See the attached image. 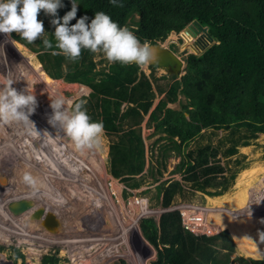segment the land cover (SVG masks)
<instances>
[{
    "label": "rangeland",
    "instance_id": "rangeland-1",
    "mask_svg": "<svg viewBox=\"0 0 264 264\" xmlns=\"http://www.w3.org/2000/svg\"><path fill=\"white\" fill-rule=\"evenodd\" d=\"M139 19L140 17L135 15L128 23L127 28L134 34L133 30L137 28L135 23ZM38 20L43 21L45 33L48 34L42 39L50 38L51 16L39 13ZM193 28L197 27L190 25L179 34L173 32L165 41L148 43L159 51L182 35L185 49L189 52L185 58L190 53L200 56L213 45V41L207 39L206 45L196 44V40L187 33ZM198 30L202 35L205 34L202 29ZM13 34L18 35L0 33V88L4 87L7 78L11 77L16 81L12 87L17 92L27 90L35 95L37 107L30 119L41 136L36 134L32 126L26 128L16 123L0 121V264H41L42 258L48 254H56L60 259L59 264H153L158 251L144 239L140 229L141 220L153 218L159 224L164 213L183 204L203 213L211 227L215 218L206 214L216 215L219 219H226L231 215L249 219V214L256 218L259 216L261 222L258 223V230L248 231L245 236L233 235L229 226L223 229L214 226L212 228L219 233L228 230L233 238L236 250L230 255L229 264H240L241 260L246 261V264L255 259L264 260V253H249L245 246V241L249 240L248 245L257 243L258 248L264 250V133H259L256 139L251 140L249 146H239L237 154L225 157L224 152L231 147L230 130H207L202 132V137L192 140L188 147L183 146L182 151L173 147L169 149L165 156L166 168L163 169L157 164L160 158L154 160L155 157L152 158L150 153L155 147L159 148L161 143L164 146L169 142L166 135L154 132L149 124L146 125L145 134L141 128L147 158L154 160L152 177L147 174L146 181H152L153 178L160 179L159 183L169 181L167 184L174 180L181 181L182 174L175 170L180 167L181 160H186L185 153L211 145L220 151L213 163L223 167L225 172L216 179L221 185L209 187L207 191H221L223 183L230 185L227 191L213 197L194 192L190 185H187L185 195L178 197L169 208H164L161 201L156 199L159 183L136 190L139 192L148 187L150 189L147 193L135 196L136 193L129 194L122 182L112 179L108 174L106 154L108 155L111 145L118 143L121 134L109 136L103 133L101 148L81 152L75 149L74 144L62 131L48 124V116L52 111L51 98L64 94L69 99L67 107L71 109L78 101L86 102L89 96L85 97V88L80 84L48 77L38 53L33 52L34 48H39V38L26 46L16 41ZM173 47L171 49L176 51ZM92 60L96 64V71L108 72L110 64L103 53L92 54ZM71 64L74 62L64 61V73L69 71L68 66H72ZM148 66L149 64L140 67L145 75L150 74ZM152 71V79L162 75L157 78L162 80V91H168L181 77H173L161 67ZM179 96L180 104L169 105L175 111H183L180 105L188 103L182 93ZM128 124L129 122H124L122 134L128 129ZM45 131L49 132L52 138L42 137ZM58 134L61 138H56ZM175 142L180 143L177 138ZM181 153L183 155L180 157ZM25 172L35 178V185L22 180ZM235 172L237 173L232 181L231 176ZM255 199L256 202L261 201L263 208L250 206V201L255 202ZM19 200L33 201L35 206L31 210L38 205H45L57 212L68 231L57 236L39 229L33 222L23 223V227L17 225L19 220H15L16 216L11 213L9 205ZM242 227L243 223L239 221V228ZM14 249L22 253L24 258L15 260ZM225 253L226 251L222 254Z\"/></svg>",
    "mask_w": 264,
    "mask_h": 264
},
{
    "label": "trees",
    "instance_id": "trees-1",
    "mask_svg": "<svg viewBox=\"0 0 264 264\" xmlns=\"http://www.w3.org/2000/svg\"><path fill=\"white\" fill-rule=\"evenodd\" d=\"M76 3L77 17L70 25L84 15L90 23L96 12L103 11L123 27L135 15L139 16L133 31L141 43L165 41L173 32L179 34L190 25L206 28L213 40V45L203 54L188 57L185 75L170 86L149 115V126L156 122L155 132L165 134L169 141L160 149L158 165L163 169L169 149L182 151L183 146L188 147L207 130H230L231 147L224 152L225 157L237 154L239 146H249L259 133H264V0H122V7L111 5L109 0H76ZM63 4L58 9L61 18L72 7L71 0H63ZM40 13L44 14L43 10ZM54 31L52 26L48 38L53 44ZM13 38L29 46L19 35L13 34ZM37 43L39 48L33 52L38 53L48 77L89 87L92 92L84 107L91 120L102 122L106 135L121 134L118 143L110 147L108 174L122 182L129 194L130 190L158 184L160 179L146 181L148 175L152 177L151 160L148 175L143 174L147 160L140 126L154 104L155 93L141 68L114 63L109 65L108 72L96 71L93 53L85 50L64 73L66 59L46 51L42 39ZM181 93L188 99L183 111L167 109L168 103L176 102ZM124 105L127 107L122 112ZM124 122H129V127L122 134ZM176 138L180 143L175 142ZM219 152L206 145L185 153L186 160H181L175 170L182 174V180L159 183L157 201L169 208L185 195L187 185L194 192L212 197L227 191L230 187L227 183L222 184L221 191H207L221 185L216 179L225 169L213 163ZM158 173L161 174L159 169ZM236 173L232 174V181ZM148 188L139 194L149 192ZM140 229L144 239L158 251L153 264H229L230 255L236 250L228 230L215 236L192 234L183 228L178 211L164 213L159 224L153 218H144ZM14 251L15 260L24 258L17 249ZM59 261L56 254H48L41 264H59ZM240 264L246 261L241 260ZM250 264H264V260H251Z\"/></svg>",
    "mask_w": 264,
    "mask_h": 264
},
{
    "label": "clouds",
    "instance_id": "clouds-1",
    "mask_svg": "<svg viewBox=\"0 0 264 264\" xmlns=\"http://www.w3.org/2000/svg\"><path fill=\"white\" fill-rule=\"evenodd\" d=\"M71 3V10L61 18L58 16V9L64 7L63 0H0V33L9 36L16 33L27 44H33L38 38L48 35L43 21L38 20V15L43 10L45 15L53 17L50 23L55 28L52 35L55 43L47 38L42 39L44 49L51 50L52 55H62L75 63L80 59L82 51L93 54L101 52L109 64L119 63L124 66L134 63L137 67L158 61L157 47L146 41L141 43L132 31L120 26L103 11L96 12L90 23L89 17L84 15L74 25H70L76 19L78 11L76 0H71ZM109 3L123 6L122 0H109ZM15 82L8 77L7 84L0 88V121L16 123L26 128L32 126L36 134L41 136L30 119L36 111V97L27 90L17 92L12 87ZM50 101L52 111L48 116V124L62 131L76 150L83 152L102 147L104 125L100 121L91 120L84 107L85 101L76 102L71 109L67 107L69 99L64 94L57 95ZM45 136L52 138L47 131L42 137ZM56 138L61 137L58 134ZM22 180L30 185L36 184L35 178L27 172L23 174ZM130 192L138 195L141 191Z\"/></svg>",
    "mask_w": 264,
    "mask_h": 264
},
{
    "label": "water",
    "instance_id": "water-1",
    "mask_svg": "<svg viewBox=\"0 0 264 264\" xmlns=\"http://www.w3.org/2000/svg\"><path fill=\"white\" fill-rule=\"evenodd\" d=\"M208 40L210 42L213 41L210 38ZM182 56H185V54H182ZM150 65L157 68L161 67L167 72V74L173 76H183V71L186 68L184 61L181 58L164 47L160 48L158 51V61L149 64V66ZM34 206L35 204L31 200H19L10 203L9 209L14 216H20L30 211L31 213H29L27 218H25V223L33 222L37 227H39V229H42L47 233L58 236L65 232V224L57 212L50 210L44 205H38L36 209H33L34 211H31V208Z\"/></svg>",
    "mask_w": 264,
    "mask_h": 264
},
{
    "label": "bare ground",
    "instance_id": "bare-ground-1",
    "mask_svg": "<svg viewBox=\"0 0 264 264\" xmlns=\"http://www.w3.org/2000/svg\"><path fill=\"white\" fill-rule=\"evenodd\" d=\"M58 130V129H57ZM27 198V197H26ZM259 198V197H258ZM257 198V199H258ZM20 199V198H19ZM255 202H253V201H250L251 202V204H250V206L251 205H253L254 207H256L257 209H259V208H263L262 207V203H261V201L260 200H258L257 202H256V199L254 200ZM45 206V205H44ZM47 207V206H46ZM37 208V207H36ZM36 208H34V209H36ZM50 209V208H49ZM51 210V209H50ZM31 211H34V210H31ZM29 213H31L30 211L28 212V213H26V214H23V215H20V216H16V217H14L15 218V220L17 219V220H19V222L21 221V223H19L18 222V224L17 225H20L21 227H23V223H25V218H27V216H28V214ZM207 215H209V216H212V217H214L215 218V221H213L214 223L212 224V227L214 226V227H216V228H219V229H223V227H230L231 228V231H232V234L233 235H237L238 237H241V235H243V236H245V234L248 232V231H252L253 232V230H254V232H255V230H258V223L260 224V220H259V216L256 218V216H252V215H247V217H250V219L249 218H244L243 216H237V215H235V216H233V215H231L230 217L228 216V218H222V219H219V218H217L216 217V215H212V214H206V216ZM230 215V214H229ZM13 216V215H12ZM235 218V219H234ZM256 219H257V222L255 223V221H256ZM208 220V222H209V219H207ZM24 221V222H23ZM239 221L240 222H242L243 223V227L242 228H239ZM216 224V225H215ZM136 225V224H135ZM35 226V225H34ZM33 226V227H34ZM37 229V228H36ZM214 229V228H213ZM68 231V228H67V226H66V230H65V232H67ZM32 232V231H31ZM70 232V231H69ZM69 232H68V234H69ZM71 232H72V230H71ZM70 232V233H71ZM30 233V232H29ZM35 233V232H34ZM257 233V232H256ZM41 234V233H40ZM33 235V234H32ZM255 235H258V234H255ZM44 236V235H43ZM242 236V237H243ZM43 239V238H42ZM63 242V241H62ZM246 242V247H247V250L249 251V253H252V254H262V253H264V250H260V248H258V246H257V243H254V244H252V243H249V245L247 244V242H249V240H246L245 241ZM244 242V243H245ZM245 247V248H246ZM75 261V260H74ZM101 262V261H100ZM78 264V263H77Z\"/></svg>",
    "mask_w": 264,
    "mask_h": 264
},
{
    "label": "crops",
    "instance_id": "crops-1",
    "mask_svg": "<svg viewBox=\"0 0 264 264\" xmlns=\"http://www.w3.org/2000/svg\"><path fill=\"white\" fill-rule=\"evenodd\" d=\"M150 72V71H149ZM150 74H151V72H150ZM150 74L149 75H146L147 77H148V79L150 80V82H151V84H152V86H153V91H154V93H155V99H154V104H153V106H152V108L150 109V111H149V114H147L146 116H144V118H143V120L141 121V128H143V134H145V130H146V125L148 124V120H149V115H150V113L156 108V106L159 104V102H160V100H162L164 97H165V94H166V92L167 91H162V87H161V83H162V80H158L157 78H160L162 75L161 74H159V75H157L156 76V78L155 79H152L151 78V76H150ZM181 78V77H180ZM180 78L178 79V80H180ZM81 85V84H80ZM81 87H83V88H85V90H84V95H85V97L87 96H90V94H91V92H92V90L89 88V87H87V86H85V85H81ZM180 97V96H179ZM185 98V97H184ZM186 99V98H185ZM175 104H180V101H179V98H178V100L176 101V102H174V103H168V105H167V109H172V110H175V109H173L172 107H169V105H175ZM187 103H185L183 106L182 105H180V108H183L185 105H186ZM126 107H127V105H124L123 107H122V112H124V110L126 109ZM187 116V115H186ZM126 123H128V122H126ZM155 125H156V122L152 125V129L154 130V132H155ZM104 133H105V131H104ZM106 134V133H105ZM143 139H144V137H143ZM144 141H145V139H144ZM161 147H162V143H161V145H160V147L159 148H154L155 150H152L151 151V153H150V156L153 158V157H155L154 158V160H158L160 157H159V155H160V149H161ZM109 151H110V149H109ZM109 151H108V155L106 154V156H107V159H108V156H109ZM149 151V150H148ZM149 156V157H150ZM148 156H147V151H146V160H147V164H146V167H145V170H144V172H143V174H148V172H149V167H150V160L147 158ZM153 159H151V162H152V164H154L153 163V161H154ZM161 161V158H160V160H159V162ZM159 162H157V164L159 163ZM143 174H141V175H143ZM141 175H139V177L141 176ZM112 179H114V180H117V179H115V178H113L112 176H110Z\"/></svg>",
    "mask_w": 264,
    "mask_h": 264
},
{
    "label": "built area",
    "instance_id": "built-area-1",
    "mask_svg": "<svg viewBox=\"0 0 264 264\" xmlns=\"http://www.w3.org/2000/svg\"><path fill=\"white\" fill-rule=\"evenodd\" d=\"M136 201L138 203V199H136ZM130 203L133 204L132 202H129V204ZM172 211H178L180 213L182 219V226L186 231H189L192 234L198 236H215L219 234L218 231L213 229L211 225L207 223L204 214L201 212H196V209L194 208L183 204L177 207V209L168 210V212Z\"/></svg>",
    "mask_w": 264,
    "mask_h": 264
},
{
    "label": "flooded vegetation",
    "instance_id": "flooded-vegetation-1",
    "mask_svg": "<svg viewBox=\"0 0 264 264\" xmlns=\"http://www.w3.org/2000/svg\"><path fill=\"white\" fill-rule=\"evenodd\" d=\"M204 31V35H202V33H200V31L197 29V28H193V30L192 29H189L188 31H187V33H188V35H190L192 38H194V40H196V44H200V45H206V41H207V39H209V35H208V33L206 32V30H203ZM183 39H184V36H179L177 39H176V41H170L169 42V44L166 46V47H164V48H166L167 50H170L171 52H173L176 56H178L179 58H181L183 61H184V64H186L187 63V65H188V62H187V60H188V57L190 56V55H195V54H192V53H190L189 54V56L187 57V58H185V56H186V54H188L189 52H188V50L187 49H185L186 47L184 46V44H183ZM174 46V47H173ZM171 47H173V48H175L176 49V51H173L172 49H171ZM178 49V50H177ZM208 49V48H207ZM179 50H180V52H179ZM204 53V52H203ZM202 53V54H203ZM182 54H185V56H182ZM186 59V60H185ZM187 65H185L186 66V68H187ZM153 65H150V66H148L149 67V69L151 70L150 72L152 73V69H151V67H152ZM157 67H155V69H156ZM186 68H185V70H186ZM184 70V71H185ZM185 75V74H184ZM183 75V76H184Z\"/></svg>",
    "mask_w": 264,
    "mask_h": 264
}]
</instances>
